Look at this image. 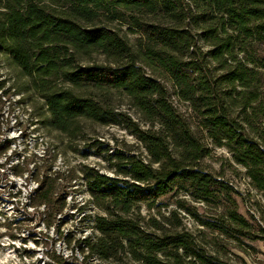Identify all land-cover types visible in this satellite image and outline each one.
<instances>
[{"label":"trees","instance_id":"16d2710c","mask_svg":"<svg viewBox=\"0 0 264 264\" xmlns=\"http://www.w3.org/2000/svg\"><path fill=\"white\" fill-rule=\"evenodd\" d=\"M64 1L67 9L57 17L42 0H0V47L5 45L21 75L33 79L41 93L61 81V86L42 93L52 128L74 138L82 120L117 123L119 114L105 110L80 93L83 90L121 91L149 125L143 130L128 117L149 157L148 163L121 158L117 174L128 179L85 173L88 193L102 211L94 219L98 237L83 241L86 259L204 263L191 234L179 229L181 223L167 226L166 219L144 218L138 209L141 204L153 209L179 186L201 202L232 189L199 168L211 150L198 133H206L215 148H227L264 198V133L252 131L254 118L264 119V0ZM103 16L123 21L130 32L141 35L136 52L120 30L85 26ZM95 52L105 55V64L76 63L78 55L88 58ZM172 95L190 106L198 119L196 127L178 112ZM235 106L244 119L232 116ZM35 193L37 206L54 214L65 208L47 176H42ZM177 204L182 208L181 200ZM229 217L235 232L250 228L237 212Z\"/></svg>","mask_w":264,"mask_h":264},{"label":"rangeland","instance_id":"374dc122","mask_svg":"<svg viewBox=\"0 0 264 264\" xmlns=\"http://www.w3.org/2000/svg\"><path fill=\"white\" fill-rule=\"evenodd\" d=\"M42 1L51 5L57 17L63 16V10L67 9L64 0ZM145 20L151 22L153 18ZM85 26L120 30L135 52L142 41L141 35L130 32L123 21H111L103 16ZM198 40V45L206 52L207 46L199 37ZM4 46L0 47V141L5 144L0 148V163L6 162L11 154L6 165L10 164L13 169L18 166L21 175L0 177V264H87V261L88 264H114L97 256L86 259L88 252L83 241L87 238L94 241L98 237L94 219L102 211L88 193L85 173L92 170L124 179L123 175L117 174L116 164L124 161L121 158L136 157L148 163L147 147L139 140L128 117L143 130L149 125L121 91L83 90L80 93L94 98L105 110L119 114L117 123L100 125L92 120H82L81 129L74 138L54 130L42 93L61 86V81L53 82L41 93L33 79L21 75ZM61 56L64 58V54ZM90 62L105 64L106 57L95 52L88 58L82 55L76 58V63L81 65ZM145 69L154 77L166 80L160 72ZM170 93H173L171 88ZM19 100L21 103H17ZM170 100L196 127L198 119L190 106L177 101L174 95ZM232 116L245 118L238 106L232 108ZM154 130L158 131V128ZM252 131L264 133L261 115L254 118ZM198 136L211 150L199 168L234 191L227 189L216 193V198L201 202L179 186L151 210L141 204L138 214L144 218L166 219L167 226L181 223L179 229L193 237V247L202 256V264H264L263 196L251 185L246 169L235 162L227 148H215L206 133H198ZM42 176L55 184V198L65 203L61 213L54 214L44 206H37L35 192ZM13 191L20 192V199L12 205L8 201L15 197ZM178 200H181L182 208L177 204ZM81 207L84 210H79ZM174 211H177V217L172 216ZM234 211L249 222L250 228L234 231L229 217ZM8 249L13 253L9 255ZM188 260L195 261L193 258ZM126 264L140 263L128 260Z\"/></svg>","mask_w":264,"mask_h":264},{"label":"built area","instance_id":"2783aa9c","mask_svg":"<svg viewBox=\"0 0 264 264\" xmlns=\"http://www.w3.org/2000/svg\"><path fill=\"white\" fill-rule=\"evenodd\" d=\"M20 101V100H19ZM17 103H21V101L20 102H17ZM16 138H18V137H15V139ZM6 143L7 144H10L9 142H8V140L6 141ZM4 142L3 143H1V141H0V148H1V146L3 145L4 146ZM13 153V152H12ZM11 154H9V157H7L6 158V162H10L9 160L11 159ZM24 159V158H23ZM6 162H2V163H0V166H2V167H0V177H2V176H5V175H9L10 177H11V175L12 176H14L15 177V175H21L20 173H18V166H16V167H14V169H13V167L10 165V164H8V166L6 165ZM12 182V181H11ZM11 182H9V183H11ZM11 186H13V182L10 184ZM38 187H39V184H38ZM12 188V187H11ZM13 193H14V191H13ZM10 196H12L11 194H9ZM14 196L15 197H11V199L12 200H9L8 201V203L9 204H12L13 205V203H15L16 201V199H17V201L20 199V192H17V193H14Z\"/></svg>","mask_w":264,"mask_h":264},{"label":"bare ground","instance_id":"6f19581e","mask_svg":"<svg viewBox=\"0 0 264 264\" xmlns=\"http://www.w3.org/2000/svg\"><path fill=\"white\" fill-rule=\"evenodd\" d=\"M7 245H8V244H7ZM9 252H10V253H9ZM8 253H9V255L12 254V253H13V250L8 249Z\"/></svg>","mask_w":264,"mask_h":264},{"label":"flooded vegetation","instance_id":"af4514ba","mask_svg":"<svg viewBox=\"0 0 264 264\" xmlns=\"http://www.w3.org/2000/svg\"><path fill=\"white\" fill-rule=\"evenodd\" d=\"M1 254V253H0Z\"/></svg>","mask_w":264,"mask_h":264}]
</instances>
